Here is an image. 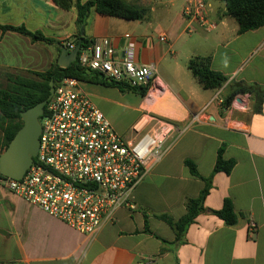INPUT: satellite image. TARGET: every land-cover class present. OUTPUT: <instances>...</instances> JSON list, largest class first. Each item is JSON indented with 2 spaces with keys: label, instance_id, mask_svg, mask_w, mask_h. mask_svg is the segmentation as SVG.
Returning <instances> with one entry per match:
<instances>
[{
  "label": "crops",
  "instance_id": "obj_1",
  "mask_svg": "<svg viewBox=\"0 0 264 264\" xmlns=\"http://www.w3.org/2000/svg\"><path fill=\"white\" fill-rule=\"evenodd\" d=\"M124 1L146 10L145 18L92 10L80 36L74 8L51 0H0V25L24 26L53 40L33 42L0 30V69L45 72L80 37L91 44L107 40L116 61L132 48L136 63L156 67V93L91 82H80L81 90L126 140L153 132L152 117L176 127L162 161L134 189L135 208L118 209L93 240L0 186V264H264V94L260 101L252 94L235 96L245 108L226 104L237 85L264 89V26L239 34L220 0H205L217 25L212 31L183 15L188 0ZM194 57L210 58L212 69L228 78L225 85L204 89L188 68ZM220 149L225 161L235 162L230 174L214 173ZM201 178L211 180L205 210L178 239L159 216H185L187 199L198 198L205 187ZM226 199L237 216L233 226L214 214Z\"/></svg>",
  "mask_w": 264,
  "mask_h": 264
},
{
  "label": "built area",
  "instance_id": "obj_2",
  "mask_svg": "<svg viewBox=\"0 0 264 264\" xmlns=\"http://www.w3.org/2000/svg\"><path fill=\"white\" fill-rule=\"evenodd\" d=\"M210 9L205 0H188L183 15L190 24L212 31L217 25L211 20ZM188 29L192 30L191 26ZM67 47L74 50L76 46L69 43ZM112 54L109 42L102 40L79 51L77 61L81 69L108 83H126L146 94L157 92L154 65L136 63L132 48L121 61L114 60ZM80 82L65 78L55 85L47 112L40 119L37 157L21 180L2 177L0 186L93 240L106 223L114 221L118 209L135 208L134 189L162 161L165 144L176 127L152 117L153 132L126 140L81 90ZM231 105L246 107L245 101L234 100ZM140 129L134 128L137 133ZM249 229L255 232L257 224L251 221Z\"/></svg>",
  "mask_w": 264,
  "mask_h": 264
},
{
  "label": "trees",
  "instance_id": "obj_3",
  "mask_svg": "<svg viewBox=\"0 0 264 264\" xmlns=\"http://www.w3.org/2000/svg\"><path fill=\"white\" fill-rule=\"evenodd\" d=\"M56 6L69 10L74 8L77 14V25L79 34L86 26L87 20L94 10L95 12L109 17H115L125 20H142L145 18L146 10L138 9L125 3L124 0H51ZM225 4L227 16L234 18L239 26L238 33L256 30L264 26V0H220ZM3 32H15L31 38L33 42L53 43V40L46 38L40 32H31L26 27H15L11 25H0ZM82 48L80 52L85 50L91 43L87 42L83 37ZM188 68L198 83L206 90H217L222 88L228 78L222 73L215 71L211 67V60L208 57H194L188 63ZM31 72L36 78L25 77L20 74H7L8 84L5 88H0V150L4 151L18 130L23 126L21 113L36 104L44 101L49 96L50 82L58 85L65 78H75L81 82L102 83L114 85L106 82L98 74L86 72L81 69L78 61L72 63L68 68L62 69L58 63L54 64L45 72ZM122 90L131 89L126 83L116 84ZM145 94L146 91H143ZM239 94L255 95L258 101L264 94V89L256 85L240 84L235 88L234 93L226 100L229 105L235 96ZM47 112L45 107L44 113ZM223 150L218 152V158L215 165L214 173L225 172L230 174L235 166V162L225 161L222 157ZM186 167L190 173L199 177L195 164L185 161ZM0 178L2 176L0 175ZM205 182L200 196L196 199H187V213L178 221H175L169 215L159 216L161 220L166 222L176 232L177 238L181 239L188 227L194 222L196 217L204 212V201L209 194L211 180L201 178ZM216 216L222 219L227 225L233 226L237 222V216L234 211L232 202L226 199L223 208L214 212Z\"/></svg>",
  "mask_w": 264,
  "mask_h": 264
},
{
  "label": "water",
  "instance_id": "obj_4",
  "mask_svg": "<svg viewBox=\"0 0 264 264\" xmlns=\"http://www.w3.org/2000/svg\"><path fill=\"white\" fill-rule=\"evenodd\" d=\"M81 48L82 40L78 42L72 52L63 48L58 60V66L66 69L76 62ZM54 91L55 85L50 82V91L47 99L21 113L23 126L0 155V175L2 177L21 180L32 166L40 146L42 130L40 119L43 117L45 107L52 98Z\"/></svg>",
  "mask_w": 264,
  "mask_h": 264
},
{
  "label": "rangeland",
  "instance_id": "obj_5",
  "mask_svg": "<svg viewBox=\"0 0 264 264\" xmlns=\"http://www.w3.org/2000/svg\"><path fill=\"white\" fill-rule=\"evenodd\" d=\"M9 73H15V74L23 75L25 77L36 78L33 74H31V72L28 71L0 69V88H5L7 86L8 84L7 74ZM2 152L0 150V155L2 154Z\"/></svg>",
  "mask_w": 264,
  "mask_h": 264
}]
</instances>
